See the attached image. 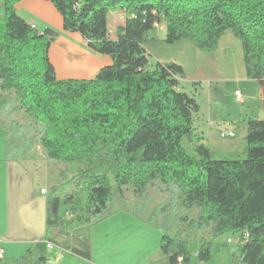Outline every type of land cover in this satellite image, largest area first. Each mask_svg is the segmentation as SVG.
Returning a JSON list of instances; mask_svg holds the SVG:
<instances>
[{
  "label": "trees",
  "instance_id": "16d2710c",
  "mask_svg": "<svg viewBox=\"0 0 264 264\" xmlns=\"http://www.w3.org/2000/svg\"><path fill=\"white\" fill-rule=\"evenodd\" d=\"M21 1L3 0L0 15L7 160L40 145L47 161L80 165L76 189L61 195L55 185L47 195L46 238L55 241V229L77 232L81 248L70 250L90 259L82 234L117 212L115 199L124 201L126 187L142 201L159 181L172 187V201L133 214L161 231L170 264H193L191 234L207 228L209 238L193 241L198 262H209L214 239L230 233L240 237L232 264H264V119L248 120L245 157L214 159L207 144L193 142L200 104L181 86L183 67L171 61L150 68L145 48L155 24L166 26L165 43L189 40L206 52L231 32L242 43L247 76L264 88V0H46L65 31L112 58L88 80L57 78L49 52L59 32L35 29L17 12ZM119 10L124 24L113 36L109 17ZM13 113L40 125L39 136H25L17 122L9 127L5 118ZM0 264H48V258L30 249Z\"/></svg>",
  "mask_w": 264,
  "mask_h": 264
},
{
  "label": "crops",
  "instance_id": "0c3cea01",
  "mask_svg": "<svg viewBox=\"0 0 264 264\" xmlns=\"http://www.w3.org/2000/svg\"><path fill=\"white\" fill-rule=\"evenodd\" d=\"M16 9L35 29L43 32L51 27L59 32L49 52L58 79H92L103 67L113 63L110 56L97 55L89 50L87 41L79 33L65 31L63 18L51 2L23 0L17 4ZM122 16L123 11L120 10L110 14V32L113 36L117 28L124 24ZM162 25L163 23L159 28ZM165 37V33L151 34L145 48L156 64L173 61L183 67L185 78L182 79L181 86L188 93H195L200 104V111L195 119L196 136L193 142L209 146V139L199 136L197 119H205L215 129L222 126L218 113L214 116L216 114L212 111V93L219 90L221 83L231 85L230 88L235 92L239 90L246 99L244 102H249V111H243L239 116L242 119L239 122L244 128L242 139L246 141L248 120L264 119V88L258 81L247 76L241 41L228 32L220 38L215 51L206 52L189 40L167 44L164 42ZM205 85H208L210 98L206 110L203 108V101L198 99L199 90L204 89ZM237 125L232 121L225 127L235 128L236 137L219 147L223 158L235 157L240 152L242 144L236 139L239 127ZM7 140V130L0 121V244L4 250V261L24 257L32 249L47 257L48 264H170L161 251V231L135 216L130 208V211L118 208L115 214L93 225L83 235L89 241L90 259L70 250L81 248L77 239L75 242L74 238H69L71 234L59 230L62 235L57 236L51 231V237L55 241L47 239L48 194H41V189H50L55 184L49 174L44 175L49 181L38 189L35 177L26 171V154L18 159L7 160ZM241 153H245V146ZM41 156L49 166L50 162L43 152ZM48 243L53 246L48 247Z\"/></svg>",
  "mask_w": 264,
  "mask_h": 264
},
{
  "label": "rangeland",
  "instance_id": "374dc122",
  "mask_svg": "<svg viewBox=\"0 0 264 264\" xmlns=\"http://www.w3.org/2000/svg\"><path fill=\"white\" fill-rule=\"evenodd\" d=\"M3 14V0H0V15ZM166 34V27L163 24L161 28L157 29L155 28L151 34ZM155 59L150 56V63L151 68H153V65L155 66ZM231 85L221 83L218 88L219 90L217 92H213V102H212V111L216 114L214 116H217L218 113V120L220 122L221 127H218V129H215V127L212 125H208L206 120L204 119H197V126L199 127L198 132L199 136H203L205 140L207 138L209 139V146L213 153V158L218 160L222 159L223 157L220 155L219 147L224 146L225 144H228L232 139L235 138H221L220 137V131L225 129L231 122L238 124V130H237V140L242 144V148L240 147V152L235 157H229V158H243L245 157L246 153L242 154L243 146H245L246 151V141H243L242 134L243 126L241 124L242 119H240V114L243 113V111H249V102L247 101L240 103L236 97L234 89L230 88ZM195 94V93H193ZM199 101H203V108L206 110L208 107L209 102V88L208 85L204 86V89L199 90ZM246 100V99H244ZM233 116V117H232ZM236 117V118H235ZM7 125L11 127L12 122H17L22 124L25 129V136L27 137H38L41 133V126L35 124L32 122L28 117L24 115V113H13L9 117L5 118ZM227 124V125H226ZM226 125V126H225ZM44 150L40 145H37L33 150H31L29 153L26 154L24 165L26 166V171L28 174L33 175L35 177L36 186L38 189H40L41 186L48 183L49 179L44 177V175L50 176L52 182L56 186H58L61 189V195H64L66 193H69L76 189L77 187V175L79 173L80 165L76 163H56V162H50L49 166L46 164V162L42 159L41 153ZM45 155V154H44ZM113 178V177H112ZM51 189V188H50ZM50 189H47V194L49 193ZM172 187L167 188L164 186L161 182L157 181L155 185L150 186L147 188L146 197L144 200H138L133 193V190L131 187L125 188V196L124 201H119L115 199V204L117 208H123L127 207L130 208L131 211H135L137 208H144L146 214H149L150 211L159 204L162 203H168L172 201ZM186 213L185 211L182 212V214ZM191 217H195L198 213L197 209H193L192 211L188 212ZM178 229V227H177ZM62 231H59L57 229L53 230L52 234L54 235H62ZM211 229L207 228L201 231H194L191 235V245L190 248L193 253V259L194 264H232V251L235 248L237 244V238L238 235H233L230 233H225L222 235L217 236L213 241L212 246V258L207 263H200L196 260V242L201 241L203 238H209L211 236ZM67 234H70L72 232H66ZM86 235V233L82 234ZM80 235L77 232H73L69 238H74V241L77 242L75 239H78ZM162 236V235H161ZM231 239L232 242H228V240ZM196 242H193L195 241Z\"/></svg>",
  "mask_w": 264,
  "mask_h": 264
},
{
  "label": "built area",
  "instance_id": "2783aa9c",
  "mask_svg": "<svg viewBox=\"0 0 264 264\" xmlns=\"http://www.w3.org/2000/svg\"><path fill=\"white\" fill-rule=\"evenodd\" d=\"M155 27L159 28L160 24H155ZM235 94H236L238 101L240 103H243L244 102V96L242 95V93L238 90L235 92ZM220 137L223 139L235 138L236 137V129L233 127L225 128V129L220 131ZM41 194H47V189H45V188L41 189ZM67 217H69V216L67 215ZM239 240H240V237L237 238V242H239ZM228 242L230 243V242H232V240L229 239ZM52 246H53L52 243H48V247L51 248ZM1 259H4V250L0 244V260ZM182 261H183V257H179V263H181Z\"/></svg>",
  "mask_w": 264,
  "mask_h": 264
},
{
  "label": "water",
  "instance_id": "95a60500",
  "mask_svg": "<svg viewBox=\"0 0 264 264\" xmlns=\"http://www.w3.org/2000/svg\"><path fill=\"white\" fill-rule=\"evenodd\" d=\"M196 255H197V253H196Z\"/></svg>",
  "mask_w": 264,
  "mask_h": 264
}]
</instances>
